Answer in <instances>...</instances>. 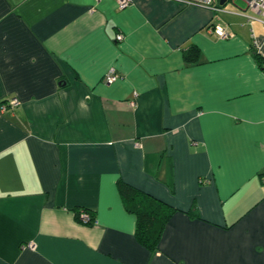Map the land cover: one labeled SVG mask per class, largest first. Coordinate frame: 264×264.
I'll return each mask as SVG.
<instances>
[{
    "label": "crops",
    "instance_id": "obj_1",
    "mask_svg": "<svg viewBox=\"0 0 264 264\" xmlns=\"http://www.w3.org/2000/svg\"><path fill=\"white\" fill-rule=\"evenodd\" d=\"M242 1L0 0V264H264V15ZM118 179L177 208L155 250Z\"/></svg>",
    "mask_w": 264,
    "mask_h": 264
},
{
    "label": "trees",
    "instance_id": "obj_2",
    "mask_svg": "<svg viewBox=\"0 0 264 264\" xmlns=\"http://www.w3.org/2000/svg\"><path fill=\"white\" fill-rule=\"evenodd\" d=\"M183 57L186 62H195L199 59V49L192 45L184 51ZM258 59L262 65L264 57L259 55ZM117 188L125 209L135 215V239L145 248L155 250L167 221L177 208L122 179L117 180ZM82 209L89 213L91 220H94L92 211L86 208L76 210L78 218ZM188 212L191 215L194 213L192 209ZM92 223V221L87 222V224Z\"/></svg>",
    "mask_w": 264,
    "mask_h": 264
},
{
    "label": "built area",
    "instance_id": "obj_3",
    "mask_svg": "<svg viewBox=\"0 0 264 264\" xmlns=\"http://www.w3.org/2000/svg\"><path fill=\"white\" fill-rule=\"evenodd\" d=\"M117 3V6L119 8H125L129 6L132 2V0H115ZM182 4H188V5H194L198 7H204L211 10H221V5L219 4L218 0H174ZM247 7L254 12L260 13L264 15V0H246ZM210 31H213L217 36L221 38H226L230 35V30L227 28L221 26V25H214V27L209 28ZM122 34H117V39L122 38ZM116 74L113 69L109 70L107 74L105 75V80L107 81H113L116 79ZM20 103L19 99L17 97H11L10 99H7V101L1 103L0 108L4 110L6 107H15ZM79 219L83 223H87L89 221H92L94 223V220H91V217L89 213L85 210H80L79 212ZM27 246L33 247L32 242H28Z\"/></svg>",
    "mask_w": 264,
    "mask_h": 264
},
{
    "label": "rangeland",
    "instance_id": "obj_4",
    "mask_svg": "<svg viewBox=\"0 0 264 264\" xmlns=\"http://www.w3.org/2000/svg\"><path fill=\"white\" fill-rule=\"evenodd\" d=\"M229 5H233L234 7L238 8L240 6H243L242 4L244 3L242 0H228Z\"/></svg>",
    "mask_w": 264,
    "mask_h": 264
},
{
    "label": "water",
    "instance_id": "obj_5",
    "mask_svg": "<svg viewBox=\"0 0 264 264\" xmlns=\"http://www.w3.org/2000/svg\"><path fill=\"white\" fill-rule=\"evenodd\" d=\"M220 2H223V0H220Z\"/></svg>",
    "mask_w": 264,
    "mask_h": 264
}]
</instances>
